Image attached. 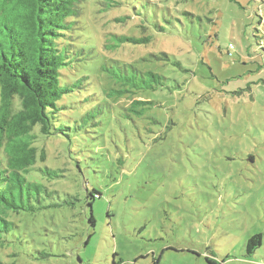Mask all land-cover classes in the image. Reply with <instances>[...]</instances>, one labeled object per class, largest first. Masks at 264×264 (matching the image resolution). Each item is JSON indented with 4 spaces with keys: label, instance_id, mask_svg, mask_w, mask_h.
Wrapping results in <instances>:
<instances>
[{
    "label": "rangeland",
    "instance_id": "1",
    "mask_svg": "<svg viewBox=\"0 0 264 264\" xmlns=\"http://www.w3.org/2000/svg\"><path fill=\"white\" fill-rule=\"evenodd\" d=\"M182 6L194 16L182 15L179 30L132 26L130 9V24H106L121 10L77 23L98 44L107 31L153 33L145 46L111 51L130 60L127 71L160 78L144 75L139 115L90 99L93 117L81 103L65 111L76 120L70 137L39 138L74 188L68 205L24 215L0 264H264V0ZM255 234L261 245L248 254Z\"/></svg>",
    "mask_w": 264,
    "mask_h": 264
},
{
    "label": "trees",
    "instance_id": "2",
    "mask_svg": "<svg viewBox=\"0 0 264 264\" xmlns=\"http://www.w3.org/2000/svg\"><path fill=\"white\" fill-rule=\"evenodd\" d=\"M185 1L188 0H0V249L20 233L24 215H34L47 206L68 205L66 192L74 188L64 174L66 162L61 157L49 164L39 138L60 142L65 136L70 137L69 121L76 120L73 112L67 115L65 111L81 103L84 116L93 117L88 106L90 99L107 102L112 98L114 108L126 111L127 117L130 112L139 115L142 112L138 104L145 101L138 92L144 80L149 79L144 75L160 78L154 72L139 76L142 71L135 65L127 71L130 60L121 56L119 59L111 51L123 50L128 44L145 46L154 40L153 33L127 35L107 31L109 37L98 44L99 39L95 41L91 31L77 26L82 16L88 11L97 20L111 10H121V16L106 24H130L132 16H136L140 20H134L132 26L145 31L149 26L157 31H163L165 26L179 30L184 23L182 15L194 16L181 9ZM173 2L176 6H172ZM76 30L83 32L75 35ZM65 36L74 40H66ZM80 37H93L94 41ZM138 53L133 56L131 52L128 58L148 59ZM109 56L114 58L110 62L106 60ZM157 58L169 57L162 52ZM87 197L90 202L98 194L93 191ZM89 221L93 224V219ZM261 237L255 234L247 240L248 254L261 245Z\"/></svg>",
    "mask_w": 264,
    "mask_h": 264
}]
</instances>
